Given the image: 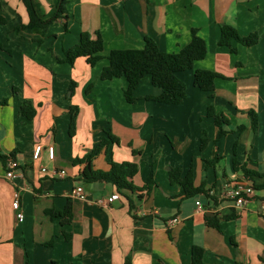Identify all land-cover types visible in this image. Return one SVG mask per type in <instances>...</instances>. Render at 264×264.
<instances>
[{
  "label": "crops",
  "instance_id": "crops-1",
  "mask_svg": "<svg viewBox=\"0 0 264 264\" xmlns=\"http://www.w3.org/2000/svg\"><path fill=\"white\" fill-rule=\"evenodd\" d=\"M32 2L47 18L58 0ZM66 8L67 18L41 35L15 30L29 21L23 0H0V101L7 100L0 103V264H124L127 256L131 264H190L194 245L203 248L208 264H264V189H255L240 208L208 198L210 189L245 177L242 167L264 171V0H69ZM223 24L241 36L256 32L257 43L220 45ZM192 29L205 39L207 52L177 72L185 84L180 103L146 99L158 93L149 74L133 102L124 96L125 76L101 79L110 50L142 48L147 36L159 50L178 52ZM82 32L100 34L103 58L93 66L83 55L73 64L58 61ZM197 69L218 74L211 92L193 83ZM24 101L35 107L32 119L21 114ZM71 105L78 106L72 136ZM209 105L228 119L217 141ZM37 145L42 149L34 159ZM96 147L95 169L107 170L111 161L137 164L134 191L80 179L85 162L75 159ZM9 160L18 163L12 178L6 176ZM172 168H180L181 176L191 170L194 187L205 192L184 196L182 186L170 181ZM150 173L154 183L147 191ZM78 186L82 197L73 195ZM17 189L22 221L12 208ZM113 194L118 197L106 202ZM68 202L70 222L46 213ZM207 215L217 218L218 227L207 224Z\"/></svg>",
  "mask_w": 264,
  "mask_h": 264
},
{
  "label": "trees",
  "instance_id": "trees-1",
  "mask_svg": "<svg viewBox=\"0 0 264 264\" xmlns=\"http://www.w3.org/2000/svg\"><path fill=\"white\" fill-rule=\"evenodd\" d=\"M69 0H58L55 8V12L45 18L40 16L32 0H23L28 15L29 21L27 24H20L15 27L16 31L20 29H32L43 35L48 26L54 21L67 18L66 5ZM0 22L3 19L0 17ZM38 42L40 38L36 39ZM234 40L245 46H253L257 43L258 35L253 32L246 36H241L235 27L229 24H223L220 28V45H231V41ZM103 51V40L100 34L93 38L87 32H82L80 38L72 47L65 51L63 58H57L58 61L67 62L73 64L75 58L79 55L86 57V62L93 66L101 58ZM234 51V49H232ZM207 52V45L204 38H202L196 29H192L191 39L188 44L182 47L178 52H163L159 50L156 42L150 38H144V46L142 48H129V49H112L106 56L108 64L103 67L101 71V79L111 80L121 75L127 79V86L124 90V96L128 102H133L134 90L139 84L141 78L144 75L149 74L151 76V82L153 86L158 90L157 94L147 95L146 99H151L165 103H180L185 97V84L177 77V72L192 68L193 63L196 60L202 59ZM218 76L213 71L197 69L194 73L193 83L202 91L211 92L214 89V79ZM92 83L88 85V91L92 87ZM7 100L3 99L0 103H6ZM21 114L26 119H32L35 116V107L29 101L22 102L20 106ZM70 123H69V135L72 136L75 132V123L78 112V106L71 105L70 108ZM208 117H212L215 125L218 128L216 140L223 135L226 130L224 125L228 123V119L215 112L214 107L209 105L206 112ZM115 137V136H113ZM206 144L205 132L201 135V147ZM98 151V147L91 149L85 153L81 158H76L75 162H85V166L81 172L80 179L84 182L105 181L116 186L117 189L134 191L136 186L132 183V178L138 171L137 164L132 161L109 163L107 170L95 169L92 164V157ZM13 155L9 156L12 159ZM0 159H4V156L0 154ZM213 160L208 161L211 164ZM234 167L236 168V162L234 161ZM247 177L253 184L255 189H264V171L259 173L250 171L242 167ZM169 178L171 183H179L182 186V194L190 197L197 193L205 192L202 186L194 187L192 181V171L184 176H181L180 168H172L169 172ZM153 177L150 173L147 183L143 186V189L149 191L153 185ZM46 213L51 217H60L61 223L65 224L71 221L73 212L71 203L68 202L64 209L58 210L51 208L46 210ZM232 216V215H230ZM206 221L209 226L218 227V220L214 215H207ZM68 238V235L65 234ZM53 239L47 241L46 245H51ZM50 264H58L57 261L52 260ZM124 264H131L130 257H126ZM190 264H208L203 259V248L201 246L194 245L191 249Z\"/></svg>",
  "mask_w": 264,
  "mask_h": 264
},
{
  "label": "built area",
  "instance_id": "built-area-1",
  "mask_svg": "<svg viewBox=\"0 0 264 264\" xmlns=\"http://www.w3.org/2000/svg\"><path fill=\"white\" fill-rule=\"evenodd\" d=\"M42 147L37 145L34 149L33 158L37 159L40 156ZM47 154L49 159L53 160L54 153H53V146L49 145L47 147ZM18 166V163L15 160H9L7 167L8 170L6 171V176L8 178H12L15 176L14 169ZM42 171L45 168H41ZM59 175L63 176L65 174V170L61 169L58 172ZM255 188L253 187L252 182L247 177H241L238 179H233L225 184H223L217 190L210 189L208 191V198H216L218 200H227L230 201L235 207H242L244 206L253 196H254ZM73 195L77 197L83 196V191L80 186L76 187L73 191ZM117 194H113L106 199V202H110L113 199L117 198ZM196 206L198 209H201L200 201H196ZM12 208L16 213V217L18 221H22L24 218V214L20 208V192L19 190H15L13 193V201H12ZM178 220L177 217L171 219L169 222L173 223Z\"/></svg>",
  "mask_w": 264,
  "mask_h": 264
}]
</instances>
